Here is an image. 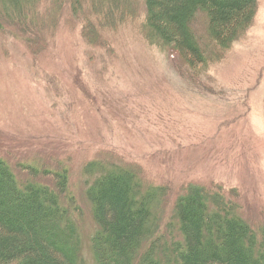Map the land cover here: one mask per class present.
I'll return each instance as SVG.
<instances>
[{
  "label": "rangeland",
  "instance_id": "1",
  "mask_svg": "<svg viewBox=\"0 0 264 264\" xmlns=\"http://www.w3.org/2000/svg\"><path fill=\"white\" fill-rule=\"evenodd\" d=\"M101 1L34 0L20 28L0 0V156L24 180L18 164H63L78 187L81 166L98 159L138 165L143 185L167 187L171 200L192 184L235 190L239 214L261 228L264 0L224 43L198 11L194 65L147 31L145 0ZM82 202L94 264L96 225Z\"/></svg>",
  "mask_w": 264,
  "mask_h": 264
},
{
  "label": "trees",
  "instance_id": "2",
  "mask_svg": "<svg viewBox=\"0 0 264 264\" xmlns=\"http://www.w3.org/2000/svg\"><path fill=\"white\" fill-rule=\"evenodd\" d=\"M33 2L3 0L1 14L13 13L17 27L24 28L25 13ZM145 3L147 31L193 65L187 56L203 61L195 58L202 52L190 23L198 11L206 13L212 36L224 43L241 31L257 4L256 0ZM101 4L112 10L123 6L124 0ZM91 11L98 18L106 13L94 5ZM4 30L0 26V33ZM106 161L85 162L77 174V187L70 185L74 173L69 165L47 169L21 163L18 168L26 176L21 180L0 156V264H89L83 255L82 199L96 225L90 238L94 264H264V224L253 228L239 214L235 190L211 191L192 184L171 200L167 187L143 185L138 165Z\"/></svg>",
  "mask_w": 264,
  "mask_h": 264
}]
</instances>
